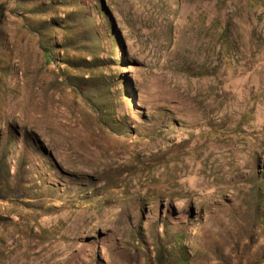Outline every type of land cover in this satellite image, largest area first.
Wrapping results in <instances>:
<instances>
[{
	"label": "rangeland",
	"instance_id": "rangeland-1",
	"mask_svg": "<svg viewBox=\"0 0 264 264\" xmlns=\"http://www.w3.org/2000/svg\"><path fill=\"white\" fill-rule=\"evenodd\" d=\"M0 264H264V0H0Z\"/></svg>",
	"mask_w": 264,
	"mask_h": 264
},
{
	"label": "trees",
	"instance_id": "trees-1",
	"mask_svg": "<svg viewBox=\"0 0 264 264\" xmlns=\"http://www.w3.org/2000/svg\"><path fill=\"white\" fill-rule=\"evenodd\" d=\"M81 13H76L73 12L72 14H67L66 15V19L70 21V23H72V26L74 29H70L69 30V37L67 39V45H63L65 46V48L71 47V48H77V46L80 43H84L87 42L86 38H87V34H91L93 32L96 31V28H91V32L88 30L90 29L89 27L86 28V25H84L82 23V25H80V17H81ZM53 23L57 24V22H55L54 20L52 21ZM60 24V23H58ZM46 24H43L42 27H40V30H47V26H45ZM48 25V24H47ZM83 28V29H80ZM86 28V29H84ZM82 30V31H81ZM42 34L41 36V48L44 52V56L46 57L48 62H52L54 63L57 60V53H56V49H55V44L52 43V39L49 37V35H47V33H40ZM98 40L99 37L96 35L94 36V39L91 40L92 42V46L93 48L97 49L98 48ZM64 48V47H62ZM73 64L80 66H83V64H86L85 61L83 62H78V61H72ZM88 64H90V68H95L98 69L99 68V63L100 61L98 59H93L92 61H87ZM85 78V82H83V86L85 88V91H87L88 94H93V96L95 97V102H97V106L101 107L103 110L104 108H106L108 106V103L106 101H104V97L102 96H109L110 94V85H109V81L106 80L105 77H101V76H93V75H89ZM103 98V99H102ZM106 116V115H105Z\"/></svg>",
	"mask_w": 264,
	"mask_h": 264
}]
</instances>
